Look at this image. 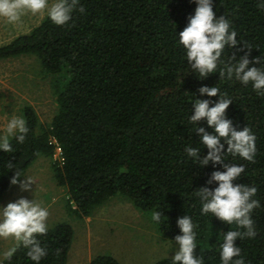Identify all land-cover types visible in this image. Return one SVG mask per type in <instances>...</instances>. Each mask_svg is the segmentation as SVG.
<instances>
[{"label":"trees","instance_id":"16d2710c","mask_svg":"<svg viewBox=\"0 0 264 264\" xmlns=\"http://www.w3.org/2000/svg\"><path fill=\"white\" fill-rule=\"evenodd\" d=\"M81 4L85 13L75 12L68 24L56 26L44 16L31 31L0 46V60L35 55L46 73L63 76L51 123L43 126L34 108L24 107L31 129L28 139L23 145L13 142V153L0 151V201L14 175L7 162L12 160L26 173L40 156L53 155L48 143L53 136L65 156L64 163L55 166L56 179L68 189L78 217L90 216L110 198L124 196L141 211L162 210L166 217L157 230L163 238L173 239L179 234L177 218L190 215L199 225L197 255L205 264H219L218 235L230 226L210 214L202 216L195 192L214 188L215 182L208 180L213 171L223 169L211 162L201 167L184 153L189 144L199 146V135L188 123L193 100H218L219 96L199 92L202 86H218L233 99L227 118L238 128H252L257 136L255 162L232 157L228 162L245 167L236 183L255 185L261 202L253 212L257 237L235 243L247 264H264V97H258L251 85L220 80L218 72L199 78L190 69L178 45V33L196 7L190 0H81ZM261 7V0H215L217 16L228 18L237 39L253 46L250 59L264 56ZM234 51L226 49L224 59ZM198 126L211 131L203 120ZM207 151L201 148V158ZM73 234L72 225L62 222L39 237L49 249L41 264H67ZM56 249L61 250L59 255ZM5 264L32 262L21 249ZM87 264L121 263L103 254ZM156 264H170V258Z\"/></svg>","mask_w":264,"mask_h":264},{"label":"clouds","instance_id":"9594fccd","mask_svg":"<svg viewBox=\"0 0 264 264\" xmlns=\"http://www.w3.org/2000/svg\"><path fill=\"white\" fill-rule=\"evenodd\" d=\"M190 3L196 7L193 14L187 17L186 26L178 33V45L182 47L190 69L199 78L218 72L220 80L251 85L258 97H264V56L249 58L253 46L237 39L238 33L231 27L228 18L217 16L214 11L215 0H190ZM261 4H264V0H261ZM261 9L264 10V7ZM77 11L81 14L86 11L81 0H0V21L8 25L20 23L28 14H46L54 25L64 26ZM241 43L244 48L237 47ZM226 49L236 51L227 54V59H224ZM199 92L201 96L219 98L193 100L194 113L188 116V123L192 125V131L199 135V146L189 144L184 147V153L201 167L211 162L214 168L219 165L223 169L213 171L208 180V184L215 182L214 188L201 187L195 192L201 205L200 214H210L230 226L228 231H221L218 235L216 250L219 264H247L241 247L235 242L237 239L243 241L257 237L253 212L261 207V202L256 199L258 188L255 185L236 183L245 173V167L228 162V158L255 162L257 136L252 128H238L227 118L226 110L233 102L228 93L221 92L218 86H202ZM201 120L206 122L211 131L198 126ZM30 131L26 117L12 113L0 128V151L13 153V142L23 145ZM201 148L208 150L202 158ZM6 167L14 173L10 185L19 186L22 192L32 193L34 178L12 160L7 162ZM163 217H166L164 212L156 209L152 211L150 220L159 226ZM48 218V208L35 198L22 196L0 205V239L12 242L0 252V264L11 262L21 249L25 250L32 264H41L49 254V249L39 239L49 231ZM176 226L179 234L170 239L174 245L170 264H205L204 257L197 255L196 250L201 241L198 239L199 225L193 221V217L186 214L178 217ZM60 251L56 249V254L59 255Z\"/></svg>","mask_w":264,"mask_h":264},{"label":"rangeland","instance_id":"374dc122","mask_svg":"<svg viewBox=\"0 0 264 264\" xmlns=\"http://www.w3.org/2000/svg\"><path fill=\"white\" fill-rule=\"evenodd\" d=\"M46 14L25 15L22 21L8 25L0 21V46L39 25ZM65 74V73H64ZM63 74V75H64ZM63 76L46 73L35 55H22L0 60V128L12 113L23 114L31 106L43 126L51 123L58 110V88ZM54 154L40 156L26 171L35 180L32 193L22 192L19 186L5 191L0 205L22 196L35 198L49 210L48 223L72 225L74 234L67 264H87L98 255L109 254L121 264H156L174 254L173 241L163 238L144 212L124 196L110 198L90 216L78 217L73 209L68 189L59 185ZM0 239V252L11 245Z\"/></svg>","mask_w":264,"mask_h":264},{"label":"built area","instance_id":"2783aa9c","mask_svg":"<svg viewBox=\"0 0 264 264\" xmlns=\"http://www.w3.org/2000/svg\"><path fill=\"white\" fill-rule=\"evenodd\" d=\"M48 143L53 147L54 149V157L57 159H55L59 165H62L64 163V151L63 148L61 146L60 143H58L57 139L53 136H51L48 140Z\"/></svg>","mask_w":264,"mask_h":264},{"label":"crops","instance_id":"0c3cea01","mask_svg":"<svg viewBox=\"0 0 264 264\" xmlns=\"http://www.w3.org/2000/svg\"><path fill=\"white\" fill-rule=\"evenodd\" d=\"M90 262V261H89Z\"/></svg>","mask_w":264,"mask_h":264}]
</instances>
